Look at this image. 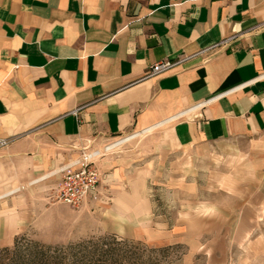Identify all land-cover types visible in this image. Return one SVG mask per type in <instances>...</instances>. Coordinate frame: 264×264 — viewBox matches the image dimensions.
I'll list each match as a JSON object with an SVG mask.
<instances>
[{"label": "crops", "instance_id": "crops-1", "mask_svg": "<svg viewBox=\"0 0 264 264\" xmlns=\"http://www.w3.org/2000/svg\"><path fill=\"white\" fill-rule=\"evenodd\" d=\"M263 23L264 0H0V195L23 186L25 203H50L81 149L151 128L196 160L226 145L264 177ZM130 190L98 187L82 209L107 203L109 234L124 236L138 220Z\"/></svg>", "mask_w": 264, "mask_h": 264}, {"label": "rangeland", "instance_id": "rangeland-1", "mask_svg": "<svg viewBox=\"0 0 264 264\" xmlns=\"http://www.w3.org/2000/svg\"><path fill=\"white\" fill-rule=\"evenodd\" d=\"M160 133L111 151L81 149L74 160L99 152L92 161L100 195L140 190L138 220L128 222L124 236L109 234L115 227L107 203L83 210L55 203L54 194L50 203L35 195L25 203L18 186L0 199V264H264L262 174L226 145L209 146L196 160ZM20 205L21 219L14 210Z\"/></svg>", "mask_w": 264, "mask_h": 264}, {"label": "built area", "instance_id": "built-area-1", "mask_svg": "<svg viewBox=\"0 0 264 264\" xmlns=\"http://www.w3.org/2000/svg\"><path fill=\"white\" fill-rule=\"evenodd\" d=\"M229 40L231 38L223 43ZM193 56L195 55L157 61L149 67L144 78H153L169 73ZM9 142L8 139H0V148L5 147ZM95 153H84L82 160L73 162L58 171L60 181L52 197L55 203L80 207L89 196L97 192L100 184V173L93 165L92 158L95 157Z\"/></svg>", "mask_w": 264, "mask_h": 264}, {"label": "bare ground", "instance_id": "bare-ground-1", "mask_svg": "<svg viewBox=\"0 0 264 264\" xmlns=\"http://www.w3.org/2000/svg\"><path fill=\"white\" fill-rule=\"evenodd\" d=\"M152 131H153V128H151V129H147L146 131H143V132H140V133H136V134L130 135V136H128V137H125V138H123V139H121V140H119V141H116V142H114V143L108 145V146L106 147L105 151H111V150H113V149H115V148H118V147H120V146H122V145H124V144H126V143H128V142H130V141H132V140H134V139H136V138H140V137H142V136L148 135V134L151 133ZM92 153H94V152H92ZM98 154H99V152H98V153L96 152V153L94 154V156H96V155H98ZM33 183H34V182L29 183V184L32 185ZM34 184H35V183H34ZM19 189H20V188H18V187L15 188V189H12L11 191H9V192H7V193L1 195V196H0V199L4 198V197H6V196H9L10 194L12 195V194H15L16 192H19Z\"/></svg>", "mask_w": 264, "mask_h": 264}]
</instances>
